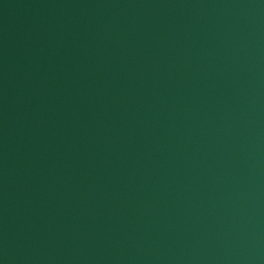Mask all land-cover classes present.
<instances>
[{"label": "water", "instance_id": "1", "mask_svg": "<svg viewBox=\"0 0 264 264\" xmlns=\"http://www.w3.org/2000/svg\"><path fill=\"white\" fill-rule=\"evenodd\" d=\"M0 264H264V0H0Z\"/></svg>", "mask_w": 264, "mask_h": 264}]
</instances>
